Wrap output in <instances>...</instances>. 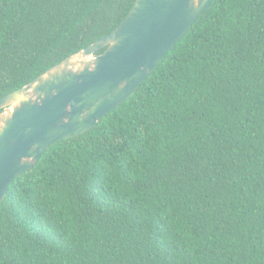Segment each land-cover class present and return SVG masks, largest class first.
Returning a JSON list of instances; mask_svg holds the SVG:
<instances>
[{
  "label": "trees",
  "instance_id": "obj_1",
  "mask_svg": "<svg viewBox=\"0 0 264 264\" xmlns=\"http://www.w3.org/2000/svg\"><path fill=\"white\" fill-rule=\"evenodd\" d=\"M134 2L0 0V98ZM0 264H264V0H212L130 97L15 178Z\"/></svg>",
  "mask_w": 264,
  "mask_h": 264
},
{
  "label": "water",
  "instance_id": "obj_2",
  "mask_svg": "<svg viewBox=\"0 0 264 264\" xmlns=\"http://www.w3.org/2000/svg\"><path fill=\"white\" fill-rule=\"evenodd\" d=\"M211 2L135 0L111 32L2 96L0 203L49 145L89 130L130 97Z\"/></svg>",
  "mask_w": 264,
  "mask_h": 264
}]
</instances>
